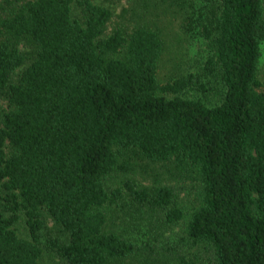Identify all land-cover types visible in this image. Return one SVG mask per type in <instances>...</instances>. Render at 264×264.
<instances>
[{
    "label": "trees",
    "instance_id": "obj_1",
    "mask_svg": "<svg viewBox=\"0 0 264 264\" xmlns=\"http://www.w3.org/2000/svg\"><path fill=\"white\" fill-rule=\"evenodd\" d=\"M112 1L0 0V264H264V0ZM174 10L211 54L163 82Z\"/></svg>",
    "mask_w": 264,
    "mask_h": 264
},
{
    "label": "rangeland",
    "instance_id": "obj_2",
    "mask_svg": "<svg viewBox=\"0 0 264 264\" xmlns=\"http://www.w3.org/2000/svg\"><path fill=\"white\" fill-rule=\"evenodd\" d=\"M107 4L115 11L113 21L110 22L108 26V31H110L114 27L116 23L114 21L117 19L122 7L128 6L129 2L126 0H119L107 2ZM176 9L179 10L178 8ZM169 10H171V8L167 7V11ZM182 16V12L174 10L170 13V16L165 19V22H158L159 19L157 22H152L163 30L166 42L165 51L159 67V78L163 82L187 75L190 72L198 71V67L202 66L211 54L210 45L206 39L201 37L198 33H188L184 31L181 22ZM259 78L261 81V89L264 90V44L259 63ZM5 106L6 101L0 96V112ZM134 176L145 184L177 183L179 188L183 187L179 179L173 174V169L169 167L168 164L164 163H152L148 166L142 165L134 172ZM181 194H183V192ZM49 224H51V221ZM17 229L20 235L24 237L28 235L24 217L20 218L18 221ZM149 229V227L145 226L142 231L140 230L145 235L144 238H147L151 234V232H148ZM145 230L149 235L145 234ZM178 230L179 229L176 228L175 232ZM56 261L57 258L53 254L45 251L38 264H55ZM130 263L131 262L128 264Z\"/></svg>",
    "mask_w": 264,
    "mask_h": 264
}]
</instances>
